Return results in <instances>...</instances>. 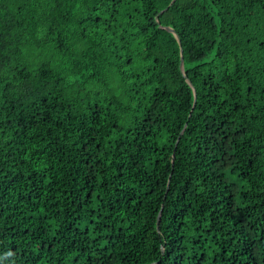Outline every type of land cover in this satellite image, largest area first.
I'll return each mask as SVG.
<instances>
[{"label":"trees","instance_id":"trees-1","mask_svg":"<svg viewBox=\"0 0 264 264\" xmlns=\"http://www.w3.org/2000/svg\"><path fill=\"white\" fill-rule=\"evenodd\" d=\"M171 2L0 0V264H264V0Z\"/></svg>","mask_w":264,"mask_h":264},{"label":"water","instance_id":"water-1","mask_svg":"<svg viewBox=\"0 0 264 264\" xmlns=\"http://www.w3.org/2000/svg\"><path fill=\"white\" fill-rule=\"evenodd\" d=\"M174 1H175V0H172L170 6L174 3ZM166 10H167V9L161 11L160 14H162V13H163L164 11H166ZM157 18H158V16L156 17V19H157ZM165 29H166L167 31L173 33V34L176 36V39H177L178 44H179L180 49H181V56H182V51H183V49H182V46H181V43H180V40H179L178 36L175 34V32H174L172 29H170V28H165ZM179 67H180V71H181V68H182V57H181L180 62H179ZM188 83H189L190 86H192V85L190 84V82H188ZM160 215H161V213H159V215H158V217H157V224H156V225H157V229H158V225H159V222H160Z\"/></svg>","mask_w":264,"mask_h":264}]
</instances>
